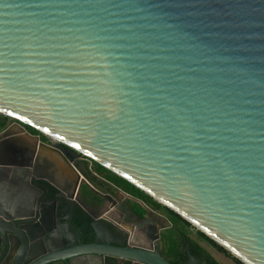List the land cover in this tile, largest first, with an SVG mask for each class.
I'll use <instances>...</instances> for the list:
<instances>
[{
  "label": "water",
  "instance_id": "obj_1",
  "mask_svg": "<svg viewBox=\"0 0 264 264\" xmlns=\"http://www.w3.org/2000/svg\"><path fill=\"white\" fill-rule=\"evenodd\" d=\"M0 113L15 120L0 132V264H172L160 250L167 218L110 181L102 197L134 225L104 241L109 208L87 211L93 240L72 243L73 211L61 212L73 196L31 144L11 150L13 126L123 177L243 264H264V0H0ZM76 167L77 185L100 187ZM44 186L63 197L59 235L40 227ZM144 227L146 247L132 241Z\"/></svg>",
  "mask_w": 264,
  "mask_h": 264
},
{
  "label": "flooded vegetation",
  "instance_id": "obj_2",
  "mask_svg": "<svg viewBox=\"0 0 264 264\" xmlns=\"http://www.w3.org/2000/svg\"><path fill=\"white\" fill-rule=\"evenodd\" d=\"M11 123H13L12 120L8 119L6 121V123L2 126H0V132H2L7 126H9ZM22 142L26 143L23 144ZM10 143L12 144V148L11 150H22L25 151L27 150V147L29 146V143H27V141H23L22 139L19 138H14L10 141ZM13 151H11L10 153H8L9 156H14V153H12ZM60 154V153H59ZM7 155V156H8ZM37 155V154H36ZM35 155V156H36ZM39 155V154H38ZM61 156L64 160V164L66 166H68L69 170H70V174L72 175L71 177H65L62 179V177L57 175V171L55 168L56 167L55 163H53L52 161H49L47 159L42 158V156H40V161L39 164L41 166V168L45 171V174L48 175V178L51 180V184L54 185L56 189H65V192H68V194H71V196H73L72 198L68 199L64 210L61 213H67V217H69V213H71V211H73V231L70 230L68 232L69 237H70V241L74 244L78 243L79 241L81 242H89L91 240H93V237L90 236V234L92 233V228L90 226L91 223V217L88 215V212H93L94 214H103L104 210L109 208V211L107 212L106 215H102L103 217H100L101 219H103L104 221H106L109 226L111 227V231L107 232L105 230H100L99 231V237L102 238L104 241H108V240H114L122 239V237H125V232H123L121 229H119L118 225L115 224V222H112L108 217L111 216L113 218L116 219L117 222H127L130 225H134L133 223V215L127 214L126 209L123 207V205L120 202L116 203V206H114V204H111L109 201L105 200L102 195H106L108 196V192L107 190H111V191H115L113 187H111L107 181L109 182V180H107L103 175L98 174L96 172V170L94 169L93 166V162H89V159L79 153L76 154H70L67 155L66 153H62L61 152ZM82 164H84L85 166H89L90 168V172H94L95 175L93 176V179L95 180L94 182H96L98 185H100V187H96L94 184L90 183V182H81L80 185L78 183L77 185V174L79 173L78 168L76 166L81 167ZM4 175H6V173H4ZM103 176L105 178V181L98 179L97 176ZM99 176V177H100ZM8 186V185H6ZM91 187H93L94 191L91 189ZM44 188L46 189V195L42 196L41 202H43V204L46 206V212H48V221L49 224H46L41 222V228L43 230H45L46 233L48 232H53V231H57L58 235L61 231V229H63V226H61V218L58 215V213L60 212V208L59 206L62 204V200L63 197L62 196H56L55 198H51L49 199V192H51V189H49L48 187L44 186ZM11 189H15L14 187H11ZM9 191V190H8ZM16 194H19L18 192L14 191ZM49 194V195H48ZM45 198V199H44ZM124 198H128V197H124ZM133 202L134 200L130 199L127 201L128 205L132 208V210L136 213V211L133 209ZM113 205V206H112ZM119 211V217H115L112 213H110V211L113 209H115ZM80 210H82L84 212L83 215H79ZM56 214V218H53V214ZM137 215H139L138 213H136ZM148 214L145 213L143 216L139 215V220H143V217L147 216ZM62 217L64 215H61ZM108 216V217H107ZM87 218H89V223H86ZM80 225H82V230H79L78 226L81 227ZM171 224L168 222L167 227H169ZM139 232H141V235L139 234L138 236H133L132 237V241L135 242V240H140L142 242H144L143 244H141L140 246H148L149 245V240L147 239V235L146 232L147 227L144 228H138ZM164 229H161V231ZM67 231V229H66ZM159 232V236L160 233ZM92 235V234H91ZM161 243V242H160ZM202 246L205 247V249L211 254V256L215 258V256L213 255V253L205 246L203 245V243H201ZM161 250V247H160ZM185 251L188 253H190V250L188 249V246H186ZM191 254V253H190ZM192 255V254H191ZM193 257H195L194 255H192ZM195 259L197 260V264H203L202 260L200 258L195 257ZM218 262L219 260L216 259ZM186 264H190L191 260H190V256L188 254V258L185 262ZM221 263V262H220ZM222 264V263H221Z\"/></svg>",
  "mask_w": 264,
  "mask_h": 264
},
{
  "label": "trees",
  "instance_id": "obj_3",
  "mask_svg": "<svg viewBox=\"0 0 264 264\" xmlns=\"http://www.w3.org/2000/svg\"><path fill=\"white\" fill-rule=\"evenodd\" d=\"M8 119L9 118L7 116L0 113V126L4 125ZM23 125L30 133L40 134L35 128L26 124ZM40 135L41 139L45 141L46 138L42 134ZM93 166L98 174L103 175L107 180L115 184L117 187L132 195L133 197H136L145 203L146 206L156 210L158 213L167 218L171 225L161 231L160 242L161 254L170 263L186 264L185 262L188 258V253L185 251V248L188 246L190 253L195 257L200 258L203 264H221L211 256L204 246L201 245L202 242H207L211 246L217 248L219 251L226 253L229 257H232L238 264H243L240 260L232 256L230 252L209 238L206 234L200 230L195 231V226H193L190 222L185 220L173 210L156 201L154 198H152L140 188L136 187L134 184L130 183L128 180L118 176L114 172L108 170L106 167L95 161H93ZM140 201L134 200L133 209L140 216H143L145 213H147V209ZM80 214L83 215L84 212L80 210L79 215ZM89 221V218H87L86 223H89Z\"/></svg>",
  "mask_w": 264,
  "mask_h": 264
},
{
  "label": "crops",
  "instance_id": "obj_4",
  "mask_svg": "<svg viewBox=\"0 0 264 264\" xmlns=\"http://www.w3.org/2000/svg\"><path fill=\"white\" fill-rule=\"evenodd\" d=\"M13 133V136H16V137H20V139H22L23 141H27V143L31 144L35 150L37 151V154H39L40 156H42V158L44 159H47L49 161H52L53 163H55L56 167H53L56 169L57 171V175L62 177L63 178H67V177H71L72 175L70 174V170L68 168V166H66L64 164V160L61 156V154H59L58 152L56 151H52L50 150L49 148L47 147H42L39 142L37 140H35L34 138H31L29 137L28 135H26L24 132H22V130L20 128H18L17 126H13L12 127V130H11ZM124 202L127 203V201L129 200V198H124L122 199ZM128 204V203H127ZM110 213H112L115 217H119V211L116 210V208L113 210L110 211ZM108 217V216H107ZM112 222H115V224H118V225H122V226H125V227H128V226H131L129 223L127 222H117L115 218L109 216L108 217ZM124 227V228H125ZM136 236V235H135ZM135 244H138V245H141L143 244L140 240H135L134 242ZM144 245V244H143ZM204 245V244H203ZM219 254V253H218ZM214 255V253H213ZM221 256V258L223 260H228V259H225L221 254H219ZM215 256V255H214ZM229 261V260H228ZM230 262V261H229Z\"/></svg>",
  "mask_w": 264,
  "mask_h": 264
},
{
  "label": "rangeland",
  "instance_id": "obj_5",
  "mask_svg": "<svg viewBox=\"0 0 264 264\" xmlns=\"http://www.w3.org/2000/svg\"><path fill=\"white\" fill-rule=\"evenodd\" d=\"M162 222H163V224H164V226L165 225H168V222H166V221H163L162 220ZM196 231V230H195ZM141 235V232H139V230H136V235L138 236V235ZM142 242V241H141ZM143 243V242H142ZM212 253H214V255H215V258L216 259H218L219 260V262H221L222 264H232L231 262H229L228 260H223L222 258H221V256L217 253V251L215 250V248L213 247V246H211L210 244H208L207 242H202ZM145 244V243H144Z\"/></svg>",
  "mask_w": 264,
  "mask_h": 264
}]
</instances>
